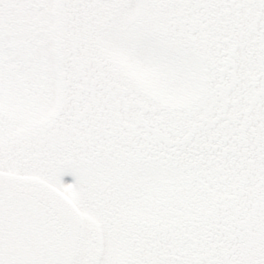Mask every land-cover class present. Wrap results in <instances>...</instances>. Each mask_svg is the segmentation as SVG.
I'll use <instances>...</instances> for the list:
<instances>
[{"label":"snow or ice","instance_id":"6c2138e0","mask_svg":"<svg viewBox=\"0 0 264 264\" xmlns=\"http://www.w3.org/2000/svg\"><path fill=\"white\" fill-rule=\"evenodd\" d=\"M0 264H264V0H0Z\"/></svg>","mask_w":264,"mask_h":264},{"label":"rangeland","instance_id":"374dc122","mask_svg":"<svg viewBox=\"0 0 264 264\" xmlns=\"http://www.w3.org/2000/svg\"><path fill=\"white\" fill-rule=\"evenodd\" d=\"M64 178H65V179H70V178H71V177H70V174H65Z\"/></svg>","mask_w":264,"mask_h":264}]
</instances>
